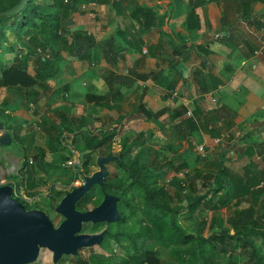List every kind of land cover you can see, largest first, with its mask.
Wrapping results in <instances>:
<instances>
[{
    "label": "crops",
    "instance_id": "1",
    "mask_svg": "<svg viewBox=\"0 0 264 264\" xmlns=\"http://www.w3.org/2000/svg\"><path fill=\"white\" fill-rule=\"evenodd\" d=\"M119 1L118 10L90 3L74 13L73 30L92 40L81 53L63 51L37 88L56 82L72 96L62 114L84 121L93 113L111 133L122 116L144 108L152 118L133 122L137 131L166 140L189 166L195 160L193 174L221 160L241 173L264 170L257 147L264 145V0ZM1 108L10 129L0 130L12 138L32 125L27 106Z\"/></svg>",
    "mask_w": 264,
    "mask_h": 264
},
{
    "label": "trees",
    "instance_id": "2",
    "mask_svg": "<svg viewBox=\"0 0 264 264\" xmlns=\"http://www.w3.org/2000/svg\"><path fill=\"white\" fill-rule=\"evenodd\" d=\"M20 2L0 0V14ZM110 2L118 10L119 0H29L18 14L0 15V87L31 89L47 81L54 62L63 51L81 53L85 43L92 40L83 31L73 30L74 20L70 17L84 5H106ZM8 56H12L11 63ZM31 63L35 66L34 76L27 69ZM27 109H32L34 115L39 113L34 105L27 106ZM136 113L124 115L118 122L120 141H124L122 150L117 153L110 151L116 132H110L105 137H100V133L84 134L85 148L82 151L74 136L81 133L78 131L84 126L77 129V121L64 114H61L57 127L44 123L50 138L61 144L67 140L79 156L80 164L75 166L78 169L76 180L80 176H92L99 170L97 160L92 163V155L120 157V160L114 159L107 164L109 174L104 183L117 185L106 187V191L118 197L121 189L125 187L127 190L126 197L122 196L118 204L122 220L127 223L128 258L123 264H162L154 250L150 249L155 246L169 251L177 264H239L234 251L240 244L250 249L242 264H264V170L253 167L251 171L245 169L241 173L221 160L211 167L213 171L190 174L186 162L177 166L169 164L167 167L172 168L175 175L169 188L159 186L158 179L163 168L155 167L160 158L142 163L139 156L130 157V143L142 149L148 141L145 133L134 129L133 122L139 118H152L151 112L144 108ZM9 116L5 108H0V118L8 119ZM0 129L8 131L10 127L0 121ZM257 147L259 153L264 154V145ZM87 150L91 152L81 159L80 154ZM45 154L41 150L36 158L44 159ZM72 159L66 158L65 164ZM180 172L183 176L179 175ZM33 181L34 178L29 176L28 184ZM186 181L189 189L186 188ZM21 183L24 184L23 180ZM66 193L58 195L57 204ZM245 203L248 206L240 210ZM230 206L236 210L226 220L223 209ZM185 211L191 215L189 220L197 223L196 235L188 234L180 224L179 216ZM209 212L213 213L210 221ZM206 231H209L207 235ZM92 261L93 264L102 263L96 259Z\"/></svg>",
    "mask_w": 264,
    "mask_h": 264
},
{
    "label": "rangeland",
    "instance_id": "3",
    "mask_svg": "<svg viewBox=\"0 0 264 264\" xmlns=\"http://www.w3.org/2000/svg\"><path fill=\"white\" fill-rule=\"evenodd\" d=\"M7 58L8 62L11 63L12 56H8ZM71 101V93L65 89H60L59 85H57L56 82L52 84V88L49 90L46 89V85L45 87L41 86L37 88V86H35L31 89L22 90L7 89L5 87H0V108L1 106L5 105H34L37 110H39L38 115H34L32 109H29L31 111V114H33L31 115L32 125H29L27 127L26 125H24V128L22 129L23 133L21 128L19 129L21 131L18 130L16 135L15 132L12 131L14 136L12 138L13 140L11 143L7 145H3L1 143V138L8 132L0 130V184L6 185L11 183L16 184V186L21 184L18 186V188L22 189L21 192H23L24 195L33 198L30 199V206H34L35 204H39L40 206H42L37 210L46 212L55 225L59 224L62 220L61 215L56 212V202L51 201V199H48L46 196H40L39 199L38 197H34L40 192H50V188L52 187H63L64 185L70 184L72 182H81L80 178L77 180L75 179L76 173L78 171V169L75 167L76 165H71V167H67L68 165H66L63 160H56L58 155H70L69 158H73L72 160L74 162L75 156H72V148L67 143V140H65L63 144L58 143L57 140L50 138L47 135L46 131V128H48L47 126L57 127L60 124L61 114L64 112H67V114L69 113L68 109H70V107L68 103H70ZM136 111L132 114L136 113ZM88 116L89 118H87L86 120H77L76 122L77 129L80 125H82L81 128L84 125V129L78 131L81 133H78L76 134V136H74L77 146L82 151L85 148V143L83 140L84 134L91 135L100 133V137H105L111 132L108 130L109 126H106L107 122H105V124H103L101 128H98L97 122L94 121L93 113ZM44 123L47 124V126H45ZM40 124L44 126L42 127ZM116 128L114 130L116 134L113 140V144L116 145H114L113 148L110 150L112 151V153L120 152L122 150L121 144L124 141L123 139L122 141H118L119 138L121 139V135L119 134V130ZM134 129L137 128L134 126ZM147 140V143L142 149L137 148L133 142L130 143V157L139 156L140 161L142 163L146 161L156 160L157 157L160 158V160L157 159L160 162L157 161V166L155 167V169H158L159 167L163 168L160 171L158 179V182L160 184L159 186H165L166 188H169L170 180L175 175V172L172 170V168L167 166L169 164L177 166L178 164H181L183 162H186L188 164V159H185L182 156H175L172 149L167 145L166 140H163L161 141L162 143H159L157 139L153 138V136H149ZM41 150L47 154L45 163L42 159L40 160V158L35 157L41 152ZM154 151L158 152V154H155ZM138 152L139 154H137ZM98 157V154L92 155V163L96 161ZM30 160H34V165L29 163ZM37 162L40 163L37 164ZM47 162L49 165H54L57 163L56 166H54L55 168L52 169L53 173H51L50 175L43 173V170L51 169L49 166L46 167L45 164ZM41 163L44 165H42ZM196 164L197 162L194 160L193 164L190 166L188 164V166L190 168H193L196 166ZM31 172L33 173V175H31ZM194 172L196 173L195 169ZM182 174L183 172L179 173L180 176H183ZM190 174H193L192 171L190 172ZM29 176H32L34 178V181L30 185L28 184ZM22 180L24 184L21 183ZM186 188L189 189L187 181ZM247 206L248 204L245 203L239 209L241 210ZM235 210L236 208L232 206H230V208H224L223 216H225V219L228 220L229 217L233 215ZM212 214L213 213L209 212L208 221L211 220ZM190 218L191 215L189 214V212L185 211L179 216L180 224L186 229V232L188 234L196 235L197 223L195 221H190ZM218 226L219 223H217L216 227ZM208 233L209 231H206V235ZM109 245H113V243L111 242L110 244V242L106 241L104 242L103 246L108 247ZM242 246L243 245L240 244L238 249L234 251L236 260L239 264H242L247 259V256H249L250 252L249 248L246 249ZM150 249L154 250L156 257L162 262V264H177V262L173 258H171L169 251H167L166 249L156 246ZM64 264L68 263L65 262Z\"/></svg>",
    "mask_w": 264,
    "mask_h": 264
},
{
    "label": "water",
    "instance_id": "4",
    "mask_svg": "<svg viewBox=\"0 0 264 264\" xmlns=\"http://www.w3.org/2000/svg\"><path fill=\"white\" fill-rule=\"evenodd\" d=\"M29 0L21 2L0 15H12L21 12ZM72 19V16L70 17ZM12 142L10 134L1 138V143ZM87 150L80 154L82 159ZM120 157L113 155L99 156V170L84 178V184L67 194L56 211L65 217L59 227H55L48 214L41 210H27L13 195L11 185L0 184V264H30L37 260L41 248L53 252L55 261L63 255L77 256L78 250L101 243V237L77 236L83 223L115 222L120 218L118 198L106 196L96 209L81 213L76 210V203L85 196L95 184L103 185L109 174L107 164Z\"/></svg>",
    "mask_w": 264,
    "mask_h": 264
},
{
    "label": "flooded vegetation",
    "instance_id": "5",
    "mask_svg": "<svg viewBox=\"0 0 264 264\" xmlns=\"http://www.w3.org/2000/svg\"><path fill=\"white\" fill-rule=\"evenodd\" d=\"M120 141V139L118 140ZM116 145V144H114ZM117 157V155H113ZM119 157V156H118ZM98 159V158H97ZM117 160V159H116ZM124 165V164H123ZM96 169V168H95ZM98 170H96L97 172ZM84 184V182H72L70 184L64 185L63 187H55L50 188V192H40L38 195H36L34 198L39 199L40 196H46L48 199H51V201L57 200L58 195H60L61 192H67L69 194L71 191H73L75 188L81 187ZM9 185V184H6ZM13 187V186H12ZM106 187H117V185L114 184H95L91 187L90 191L83 196L77 203H76V210L84 213L89 212L97 207H99L103 201L105 200L106 196H114L118 198V204L120 203L121 197H126V188L120 190V197L113 193H109L106 191ZM14 187H13V195H14ZM65 195V196H66ZM64 196V197H65ZM15 199L22 203L27 210L32 209H38L42 206L39 204H35L34 206L29 204L27 201H22V199L19 197L17 198L14 195ZM63 197V198H64ZM32 197L27 198L30 200ZM53 198V199H52ZM62 198V199H63ZM33 199V198H32ZM62 201V200H61ZM60 201V202H61ZM99 201V204H97ZM60 204V203H59ZM56 202V209L59 206ZM120 218L118 221L115 222H88L83 223L81 231L76 233L77 236L85 235V236H94L97 239L102 236L101 243L96 244L94 246L90 247H83L78 250L77 256L72 255H63L61 258H59L57 261H55L53 252L49 251L46 248H41L39 251V256L37 260L30 264H64L67 262L68 264H93L92 259L99 260L97 262H102L98 264H123V262L128 258L127 253V223L126 220H122V215L120 213L119 207H118ZM57 212V211H56ZM61 215V214H60ZM49 216V215H48ZM62 220L59 224L55 225V227H59L60 224L65 220V217L61 215ZM50 218V217H49ZM51 220V219H50ZM52 221V220H51ZM111 242L113 245H109L108 247H104V242ZM124 252V253H123ZM84 260V262H83Z\"/></svg>",
    "mask_w": 264,
    "mask_h": 264
},
{
    "label": "built area",
    "instance_id": "6",
    "mask_svg": "<svg viewBox=\"0 0 264 264\" xmlns=\"http://www.w3.org/2000/svg\"><path fill=\"white\" fill-rule=\"evenodd\" d=\"M217 37H219V36H217ZM263 138H264V136H263ZM72 154L75 156V160H74V162H73V160L72 161H69L68 162V165L69 166H71V165H79L80 164L79 156L74 151H72ZM199 155L200 156H203L204 158L206 157V154H205V146H200V148H199ZM29 163L30 164H33V160H30ZM79 178H80V181L81 182H84V177L83 176H80ZM12 185H13L14 190H15L14 191V195L17 198L20 197L22 199V201H27L30 204V200L27 199L29 197L26 196V195H24L23 192H21L22 189L21 188H18V186H16V184H12Z\"/></svg>",
    "mask_w": 264,
    "mask_h": 264
}]
</instances>
